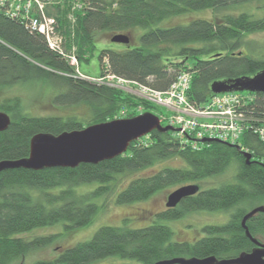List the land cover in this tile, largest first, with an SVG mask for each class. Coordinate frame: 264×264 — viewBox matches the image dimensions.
<instances>
[{"label":"trees","instance_id":"trees-1","mask_svg":"<svg viewBox=\"0 0 264 264\" xmlns=\"http://www.w3.org/2000/svg\"><path fill=\"white\" fill-rule=\"evenodd\" d=\"M44 1L45 13L55 18L64 48L75 54L78 64L72 65L49 48L42 34L0 14V91L21 83L39 86L51 91L52 106L67 112L31 114L20 96L3 97L0 111L10 116V123L0 131V160L28 156L30 138L39 132L57 135L118 116L133 117L139 114L138 107L157 116L165 113L163 108L108 84V74L163 91L179 72H189L188 97L202 103L213 95L212 82L252 76L264 69V44L259 56L240 50L244 36L264 30V0ZM251 2L261 3L262 15L232 11ZM202 9L211 10L213 16L164 25L172 17ZM98 31L123 33L130 40L128 44L110 40L125 47L99 49L94 40ZM94 56L99 70L91 75L82 64H90ZM248 105V116L264 121V92H254ZM78 108L85 112L78 113ZM160 123L165 125L164 120ZM238 142L239 148L210 141L193 150L181 145L174 131L152 130L133 140L122 154L97 163L0 170V264L21 260L61 235L26 238L22 233L59 223L66 230L86 226L106 206L109 195L115 204H130L170 186L218 177L232 167L230 179L202 189L199 185L198 192L157 214L172 220L198 210H230L226 222L203 225L202 235L192 241L176 239L165 223L131 227L124 220L120 225H102L88 240L34 264H90L114 256L128 262L108 264H154L173 257L225 259L250 251L255 244L246 236L241 220L253 207L264 205V144L250 130ZM245 150L252 155L249 162L242 154ZM172 157L185 165L141 172ZM245 224L253 237L264 242V212L255 213Z\"/></svg>","mask_w":264,"mask_h":264},{"label":"rangeland","instance_id":"rangeland-1","mask_svg":"<svg viewBox=\"0 0 264 264\" xmlns=\"http://www.w3.org/2000/svg\"><path fill=\"white\" fill-rule=\"evenodd\" d=\"M260 2H251L240 5L236 8L230 9L232 11H248L253 13L255 16L262 15L260 8ZM68 14V13H67ZM70 14V13H69ZM68 14V15H69ZM264 15V14H263ZM213 12L211 10H195L188 12L187 14L179 15L172 17L164 21V25H172L178 23H187L193 18H211ZM69 17V16H67ZM70 20V17H69ZM71 21V20H70ZM72 22V21H71ZM113 34L106 31H98L95 33V43L97 47L103 48L109 45L125 47V45H115L110 41V37ZM133 38V37H132ZM244 45L240 50L246 53H252L254 56H259L262 52L264 44V30L247 34L244 36ZM133 43V42H132ZM131 44L130 46H133ZM73 50V49H72ZM77 59V58H76ZM95 56L91 58L90 64H82L83 69L90 73L91 75L96 74L95 67ZM78 64V60H77ZM108 84L116 85L119 88H122L124 91L133 93L132 95L138 98H141L138 92L142 91L143 86L141 83L135 81L123 80L121 78L113 77L105 79ZM50 90L42 89L41 87H30L24 86L22 83L17 84L14 88L3 89L0 91V100L5 96L18 95L23 101V105L26 111L31 114H65L67 110L65 108L54 107L50 104ZM155 97V96H154ZM154 104V103H153ZM159 107L162 105L155 104ZM153 110V109H151ZM165 110V109H164ZM70 111V110H69ZM78 113H84L85 108L75 109ZM166 111V110H165ZM156 115V114H155ZM164 120L165 124L167 123L166 119ZM184 162L178 157H172L166 160H163L152 167L141 171L142 173H150L157 169H160L164 166L170 167H181L184 166ZM234 173L232 169L226 170L224 173L218 177H207L202 179L200 183H197L202 188H207L211 186L218 185L219 182L228 180ZM122 180V177L120 181ZM118 184V183H117ZM179 185L170 186L169 188L158 191L153 194L151 197L142 200L133 202L130 204H115L113 202L112 195L107 196L104 200L106 206L98 212L95 216V219L88 225L79 227L74 230H66L61 223L55 224L52 226H43L40 228H35L31 231L22 233L21 235L26 238H30L36 235H47L50 233H61L60 237L54 241L49 246L43 248H37L27 254L21 260H17L12 264H34L38 260H50L56 256L59 250L62 248L74 245L77 242L85 241L91 238L93 233L102 225H120L124 220L131 227H141L148 225L152 222H161L169 225L174 231L176 239L192 241L202 235L201 227L205 224H222L227 221L230 215V210L228 211H207V210H198L187 213L185 216H182L177 219L166 220L157 216L159 212H162L166 209L165 201L167 195ZM87 188L86 186L83 188ZM110 262L116 263H126L128 260L122 259L119 257H108L102 260L94 261L90 264H108Z\"/></svg>","mask_w":264,"mask_h":264},{"label":"water","instance_id":"water-1","mask_svg":"<svg viewBox=\"0 0 264 264\" xmlns=\"http://www.w3.org/2000/svg\"><path fill=\"white\" fill-rule=\"evenodd\" d=\"M110 40L118 43H129L126 34H114ZM213 93L227 91L264 92V69L252 76L234 78L230 80L214 81L210 85ZM10 123V116L0 111V131L5 130ZM172 125L163 126L159 117L152 112H142L133 117L116 118L105 122L87 125L81 129L63 131L57 135L39 132L30 138L29 154L19 159L0 160V170L7 168H28L39 170L50 167H75L79 163H97L125 152L128 145L152 130H177ZM201 141H219L204 138ZM235 145L239 148V145ZM246 162L251 160V153L242 151ZM195 183L183 184L173 189L166 197L165 206L175 207L181 199L198 192ZM257 212H264V205L260 204L247 211L241 220L246 236L255 244L248 252H241L236 257L217 259L214 256L173 257L163 259L154 264H264V242L253 237L245 222Z\"/></svg>","mask_w":264,"mask_h":264},{"label":"built area","instance_id":"built-area-1","mask_svg":"<svg viewBox=\"0 0 264 264\" xmlns=\"http://www.w3.org/2000/svg\"><path fill=\"white\" fill-rule=\"evenodd\" d=\"M0 14L18 19L29 30L42 34L49 48L77 65L75 54L67 52L63 46L64 39L57 32L55 18L45 13L44 0H0ZM108 77L116 76L108 74ZM190 83L191 74L183 71L176 75L166 90L160 91L140 84L144 92H138L141 98L163 106L166 113L161 117L178 128L175 136L181 145L198 150L206 143L201 141L204 138L237 143L247 130L264 144V121L249 117L245 110L254 96L224 92L197 103L188 97ZM140 109L138 107L137 110Z\"/></svg>","mask_w":264,"mask_h":264},{"label":"crops","instance_id":"crops-1","mask_svg":"<svg viewBox=\"0 0 264 264\" xmlns=\"http://www.w3.org/2000/svg\"><path fill=\"white\" fill-rule=\"evenodd\" d=\"M95 67H96V70L98 71L99 69V67L96 65V63H95ZM97 71H96V74H97Z\"/></svg>","mask_w":264,"mask_h":264}]
</instances>
